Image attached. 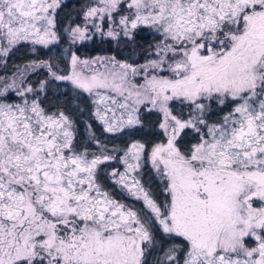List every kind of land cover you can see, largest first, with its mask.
Returning a JSON list of instances; mask_svg holds the SVG:
<instances>
[{
    "label": "snow or ice",
    "instance_id": "snow-or-ice-1",
    "mask_svg": "<svg viewBox=\"0 0 264 264\" xmlns=\"http://www.w3.org/2000/svg\"><path fill=\"white\" fill-rule=\"evenodd\" d=\"M0 264H264V0H0Z\"/></svg>",
    "mask_w": 264,
    "mask_h": 264
}]
</instances>
